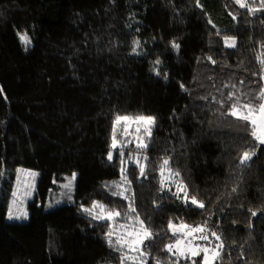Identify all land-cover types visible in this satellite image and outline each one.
Wrapping results in <instances>:
<instances>
[{"label": "trees", "instance_id": "1", "mask_svg": "<svg viewBox=\"0 0 264 264\" xmlns=\"http://www.w3.org/2000/svg\"><path fill=\"white\" fill-rule=\"evenodd\" d=\"M241 2L0 0V264H203L168 251L184 225L219 237L211 264H264V144L229 115L264 104V0ZM19 167L41 182L9 223ZM74 172V202L37 205ZM138 228L151 236L131 258Z\"/></svg>", "mask_w": 264, "mask_h": 264}, {"label": "rangeland", "instance_id": "2", "mask_svg": "<svg viewBox=\"0 0 264 264\" xmlns=\"http://www.w3.org/2000/svg\"><path fill=\"white\" fill-rule=\"evenodd\" d=\"M239 113H241L238 110ZM242 114V113H241ZM243 115L249 116V121L251 122L254 132L257 135H262V122H264V111L259 109L255 113H243ZM252 120L256 121V124L252 123ZM76 174L75 179L72 180V175L65 176L61 181H53L55 187L51 189L49 194L45 199H38L37 205L42 206L45 210H51L57 208L65 203L74 202L75 190L79 180V172H74ZM71 181V199L68 198L66 190L63 188V185ZM41 182V173L36 169L23 168L19 167L16 170L15 179L11 188L6 190L7 196V211H6V221L11 222H25L29 219L31 208V203H34L35 198L38 195L39 186ZM16 192L17 196L13 197L12 193ZM1 193V190H0ZM12 214L11 219H9V214ZM100 212L95 211V214ZM26 214V215H25ZM19 215L20 218L16 219L15 217ZM141 227V226H139ZM177 228V227H176ZM175 228V229H176ZM179 233L177 239L175 240L172 247V252L178 254L179 256H191V257H200L203 264H211L219 252V242L217 236L210 235L208 231H192V229H199L198 227H190L188 225L178 227ZM144 231V232H143ZM123 233H127L125 229H122ZM177 232V231H176ZM207 235L208 239H201L202 236ZM125 237V243L127 245L128 253L127 256L131 258H138L139 252H136L137 247L140 246L144 239H146V231L143 228H138L135 232H128L127 234L122 235ZM179 241V243H177ZM202 249H207V252ZM193 252L196 254L193 255ZM205 257L207 260L205 261Z\"/></svg>", "mask_w": 264, "mask_h": 264}, {"label": "snow or ice", "instance_id": "3", "mask_svg": "<svg viewBox=\"0 0 264 264\" xmlns=\"http://www.w3.org/2000/svg\"><path fill=\"white\" fill-rule=\"evenodd\" d=\"M236 2L238 4H240L241 7H244V4L241 2V0H236ZM250 11H251V9H250ZM233 19H235V17H233ZM209 22H211V21H209ZM20 40H21V42L23 44H25L26 48H27V45L31 43V41H30L27 33H25L23 35H20ZM235 44H236V41H235V39L232 36H227V35L224 36V45H225V47H235ZM172 47L178 50L179 49V44L173 42ZM209 59H211V57H209ZM156 63L159 64L160 61L157 60ZM213 63H215V62L213 61ZM181 87H183V85H181ZM261 97H264V90L261 91ZM245 107H247V105H245ZM260 108H261L262 111H264V104H261L260 105ZM229 115L236 116L238 119H243V120H248L249 119V116L248 115H243V114H241V113L238 112L235 104H233L232 110L229 112ZM124 119H127V117H124ZM141 119H145L148 122H152L153 121V118L152 117H142ZM252 123L253 124H256V121L255 120H252ZM262 132H264V122H262ZM253 136H254V138L257 141H259L260 144H264V134L257 135L256 132H253ZM145 147H146V145H145ZM112 148L113 149L116 148L115 140H113ZM107 158H108L109 161H111L113 159V153H112V151H109L108 152ZM250 159H251V155L248 152H245L243 154V159L241 160V164H243L244 161H247V160H250ZM121 162L123 164V153H121ZM163 163H164V165H167L169 163V161L168 160H164ZM139 171H140V175L141 176H144L145 175V169H144L143 166H140L139 167ZM121 172L122 173L125 172V169L121 168ZM75 176H76V174L73 173L72 174V180L75 179ZM128 184L130 186L131 181H128ZM115 187H117L118 189L120 188L119 185H116ZM63 188L66 190V194H68V198L71 199V195H70V193H71V181L69 183L64 184L63 185ZM161 188H163V184L161 185ZM127 190L128 189L118 190L116 192H113L112 195L113 196H120V197H123L124 199H128V197L124 196V192H126ZM180 191H182V189L178 188L177 189V192H173L172 195L173 196H176L177 199H179L180 197L178 195V192H180ZM233 191H235V189H233ZM12 196L13 197H16L17 196V193L16 192H13L12 193ZM184 200L186 202L189 200V197H188V194H187L186 191L184 193ZM190 203L192 205H195V206L199 207V208H204L205 207V205L203 204V202L198 201L195 196H192L191 197ZM97 207H99V208H101L103 210V206L102 205H97V204L94 203L93 204V208H97ZM130 208H131V205H130ZM131 210L132 211H135L134 208H131ZM85 211L89 212V214L92 215V213H91V211L89 209H85ZM251 214H252L253 217H255L257 215V213L255 211H253ZM114 215L118 216L119 213L118 212H116V213L108 212L106 218L107 219H111ZM101 217H103V211H101ZM11 218H13V217H12V214L10 213L9 214V219H11ZM15 218L16 219H19L20 216L17 215ZM97 218H99V217L93 215V219H97ZM128 218L129 219H132L131 217H128ZM135 219L138 220L139 217L137 216V217H135ZM140 223L143 224V221H140ZM168 227H169V229H173L175 226L173 225V223L171 221H169ZM185 227H186V225H185ZM145 231H146V237L150 238L151 233L148 232L147 230H145ZM192 231H194V232L195 231H204V229L203 228L192 229ZM173 234L175 235V232H173ZM109 235H110V233H109ZM212 235L215 236L216 233L213 232ZM201 239L207 240L208 239V236L207 235H204V236L201 237ZM217 239H219V237H217ZM109 242H111V241H109ZM117 243H119V240L117 241ZM177 243H179V241H177ZM172 247H173V245H171V244L168 245L167 246L168 251H171L172 250ZM202 250L205 251V252H207V249H202ZM195 254L196 253L193 252V255H195ZM206 260H207V257H205V261Z\"/></svg>", "mask_w": 264, "mask_h": 264}]
</instances>
